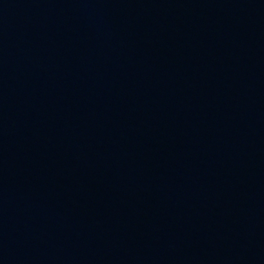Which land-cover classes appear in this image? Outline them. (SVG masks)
Segmentation results:
<instances>
[{"label": "water", "instance_id": "1", "mask_svg": "<svg viewBox=\"0 0 264 264\" xmlns=\"http://www.w3.org/2000/svg\"><path fill=\"white\" fill-rule=\"evenodd\" d=\"M0 264H264V0H0Z\"/></svg>", "mask_w": 264, "mask_h": 264}]
</instances>
